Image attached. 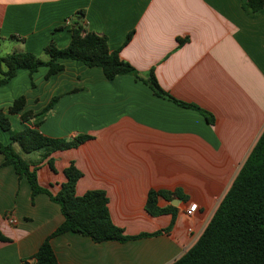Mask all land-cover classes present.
<instances>
[{
	"label": "crops",
	"instance_id": "crops-1",
	"mask_svg": "<svg viewBox=\"0 0 264 264\" xmlns=\"http://www.w3.org/2000/svg\"><path fill=\"white\" fill-rule=\"evenodd\" d=\"M244 2L0 0L1 41L21 42V51L42 59L52 41L69 46L82 11L88 31L107 37L142 78L153 72L166 93L214 119L156 96L133 76L108 80L101 68L74 60H62L64 70L48 79L47 67L33 75L23 69L0 86V110L14 130L25 128L21 113H8L16 99L24 96V111L38 114L58 97L39 131L64 140L91 136L53 153L54 170L47 160L37 169L39 185L53 195L74 164L82 173L76 194L105 192L113 223L129 236L171 225V214L147 213L151 190L181 189L189 198L177 206L160 199L161 207L177 208L168 233L126 243H95L71 232L53 238L59 264H172L198 240L264 131V9L252 15ZM0 140L11 143L1 128ZM41 155L25 157L36 162ZM4 163L0 153V229L11 240L0 241V264H36L33 256L64 216L47 194L33 198L27 178ZM191 203L198 210L190 215Z\"/></svg>",
	"mask_w": 264,
	"mask_h": 264
},
{
	"label": "trees",
	"instance_id": "trees-1",
	"mask_svg": "<svg viewBox=\"0 0 264 264\" xmlns=\"http://www.w3.org/2000/svg\"><path fill=\"white\" fill-rule=\"evenodd\" d=\"M243 7L253 15L264 9V0H245ZM84 17V12L77 13L70 30L72 36L68 47L60 49L54 41L45 47L47 61L30 52L15 51L2 56L0 38V86L9 83L18 71L23 69L33 75L41 67H47L48 79L64 70L62 60H74L89 68H101L108 80H114L118 76H133L148 85L156 96L174 101L182 107L193 108L209 123H213V116L208 112L198 106L180 102L166 93L153 72L146 79L142 78L131 64L121 58L120 49L112 51L109 48L107 37L88 31ZM131 37L132 34L127 37L126 43ZM11 39L18 38L12 36ZM58 100V97L53 98L42 112L35 114L24 111L27 102L24 96L16 99L8 113H21L25 124L22 131L14 130L7 114L0 110V128L9 134L11 139L8 145H3L0 140V153L5 157L4 164L13 165L19 177L27 178L33 198L38 194H47L52 201L60 205L64 216L61 226L43 242L33 256L36 264H59L51 241L69 232L89 237L95 243H126L170 232L175 224L177 208L172 205L161 207L159 201L163 199L172 203L178 199L187 202L189 198L181 189L151 190L148 193L145 207L147 213L153 217L171 214L172 221L168 228L154 234L129 236L113 223L105 192L93 190L82 196L76 194L77 182L82 173L74 164L65 170L67 181L56 195L39 185L37 169L47 160L54 170L53 153L77 148L91 139L88 135H80L71 140L54 139L39 131ZM36 152L42 153L36 162L25 157ZM0 241L11 242L1 229ZM172 264H264V131L198 240Z\"/></svg>",
	"mask_w": 264,
	"mask_h": 264
},
{
	"label": "rangeland",
	"instance_id": "rangeland-1",
	"mask_svg": "<svg viewBox=\"0 0 264 264\" xmlns=\"http://www.w3.org/2000/svg\"><path fill=\"white\" fill-rule=\"evenodd\" d=\"M21 49H23V44L21 42H16L13 40L12 41L9 40L6 42L3 40L1 41V55L2 56H5V55L10 54V53L15 52V51L23 52V51H21ZM37 57H39V56H37ZM46 58H47L46 55L43 54L42 59H46Z\"/></svg>",
	"mask_w": 264,
	"mask_h": 264
},
{
	"label": "built area",
	"instance_id": "built-area-1",
	"mask_svg": "<svg viewBox=\"0 0 264 264\" xmlns=\"http://www.w3.org/2000/svg\"><path fill=\"white\" fill-rule=\"evenodd\" d=\"M197 210H198V205L195 203H191L190 206L188 207L187 213L191 215L194 214ZM9 222L11 224H16L17 220H15L14 218H9Z\"/></svg>",
	"mask_w": 264,
	"mask_h": 264
},
{
	"label": "water",
	"instance_id": "water-1",
	"mask_svg": "<svg viewBox=\"0 0 264 264\" xmlns=\"http://www.w3.org/2000/svg\"><path fill=\"white\" fill-rule=\"evenodd\" d=\"M179 202H180V200H174L172 203H173V205H175V206H177L178 204H179Z\"/></svg>",
	"mask_w": 264,
	"mask_h": 264
}]
</instances>
